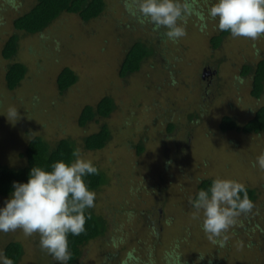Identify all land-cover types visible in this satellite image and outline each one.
<instances>
[{
  "label": "rangeland",
  "instance_id": "obj_1",
  "mask_svg": "<svg viewBox=\"0 0 264 264\" xmlns=\"http://www.w3.org/2000/svg\"><path fill=\"white\" fill-rule=\"evenodd\" d=\"M196 2L206 12L214 0ZM34 3L0 0V164L24 165L19 154L39 136L50 147L73 141L82 158L104 173L90 210L104 219L106 230L82 248L76 264H123L130 250L139 264H264V169L257 163L264 133L220 129L223 117L243 126L264 106V93L259 100L251 96L252 74L242 75L244 65L264 59V35L254 41L230 35L213 50L216 21L208 18L201 31L192 16L186 36L173 41L164 29L154 31L132 15L126 0H106L103 13L89 22L64 13L39 34L15 31L13 20ZM15 34L19 49L12 62L25 64L28 73L10 91L4 77L11 62L1 51ZM136 42L145 43L152 56L121 78L124 55ZM64 68L78 79L60 93L57 76ZM105 96L114 101L113 113L80 127L84 106ZM10 108L16 118L9 117ZM103 125L110 141L100 151H87L84 138ZM216 178L249 186L257 198L251 211L209 239L192 201L202 180ZM225 237L220 246L216 241ZM9 242L23 247L19 264H57L40 248L38 234L0 232V253Z\"/></svg>",
  "mask_w": 264,
  "mask_h": 264
},
{
  "label": "clouds",
  "instance_id": "obj_2",
  "mask_svg": "<svg viewBox=\"0 0 264 264\" xmlns=\"http://www.w3.org/2000/svg\"><path fill=\"white\" fill-rule=\"evenodd\" d=\"M125 6L141 22L150 23L154 31L164 29V35L173 41L186 36L185 25L192 16L200 21L201 31L206 30L207 19L211 18L219 31L233 38L254 41L264 35V0H214L206 12L200 10L196 0H126ZM8 115L16 118L18 112L10 108ZM72 156L71 162H53L50 170L33 166L26 182L13 181L10 197L0 206V232L20 229L26 236L38 234L40 248L57 264H68V236L85 231V211L95 206L96 193L89 189L84 177L98 174V169L82 158L80 149H74ZM257 163L264 169V154ZM194 207L202 211V229L213 239L220 237L235 217L251 211L253 203L244 184L216 178L208 189L198 192ZM226 239L216 242L223 246ZM179 246L177 243L175 248ZM0 264L14 261L0 253ZM123 264H139L134 250L127 253Z\"/></svg>",
  "mask_w": 264,
  "mask_h": 264
},
{
  "label": "trees",
  "instance_id": "obj_3",
  "mask_svg": "<svg viewBox=\"0 0 264 264\" xmlns=\"http://www.w3.org/2000/svg\"><path fill=\"white\" fill-rule=\"evenodd\" d=\"M105 1L106 0H35L33 6L26 13L13 20V28L19 33L36 35L41 33L64 13L77 15L81 21L89 22L98 18L103 13ZM218 33V35L212 37L210 40L213 50L218 49L223 40L230 36L228 32L219 31ZM18 49L19 38L17 34H15L7 39L1 51L3 59L11 62L4 77L6 89L10 91L17 88L28 73V68L25 64L12 62V58L17 54ZM151 56L152 51L145 43H134L124 55L119 69L120 77L125 78L130 74L138 72L143 62ZM249 73L252 74L251 96L259 100L264 93V59L254 66L244 65L242 68V75L246 76ZM77 79V75L70 68L62 69L57 76V88L59 92L62 93L71 88L77 82ZM114 109L113 99L109 96H105L95 106H84L78 118V125L80 127H85L97 117L106 119L113 113ZM220 129L223 133L229 131H234L237 134L260 135L264 133V106L257 109L253 117L243 126H239L231 117H223L220 121ZM110 138L111 135L108 128L103 125L98 132L85 137L83 145L87 151H100L106 147ZM74 149H76L75 143L69 139H62L58 141L54 147H50L41 137H32L25 146L24 151L19 154L20 158L24 159V165L13 167L0 164V199L10 197L13 181L26 182L29 171L33 166H39L46 170H50V165L57 160L71 162L74 159L72 156ZM136 150L138 154L143 151L140 145ZM84 180L89 189L95 191L104 185L105 175L98 169V174L86 175ZM213 180L214 179H205L199 183L193 197V205L198 192L208 189ZM245 187L247 189L248 198L252 203L255 202L257 198L256 191L249 186ZM85 216V231L79 236H73L71 234L68 236L69 251L71 253V259L68 264H76L81 256L82 248L102 236L106 230L105 221L101 216L90 209H86ZM1 253L12 259L14 264H19L23 256V247L18 242H9L3 247Z\"/></svg>",
  "mask_w": 264,
  "mask_h": 264
},
{
  "label": "flooded vegetation",
  "instance_id": "obj_4",
  "mask_svg": "<svg viewBox=\"0 0 264 264\" xmlns=\"http://www.w3.org/2000/svg\"><path fill=\"white\" fill-rule=\"evenodd\" d=\"M209 74H211V73H210V72L205 73L204 76H205V77H206V76H209Z\"/></svg>",
  "mask_w": 264,
  "mask_h": 264
}]
</instances>
